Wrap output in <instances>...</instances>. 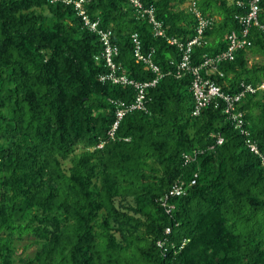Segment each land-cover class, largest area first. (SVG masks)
Returning <instances> with one entry per match:
<instances>
[{
    "label": "trees",
    "instance_id": "16d2710c",
    "mask_svg": "<svg viewBox=\"0 0 264 264\" xmlns=\"http://www.w3.org/2000/svg\"><path fill=\"white\" fill-rule=\"evenodd\" d=\"M140 1L155 8L167 38L155 37L129 0L86 6L113 31L117 62L132 79L153 78L133 57V33L168 74L147 90L146 110L128 114L108 140L109 99L130 103L136 92L100 81L97 34L61 1L0 0V264H264V63H249L250 53L264 56V32L254 27L252 45L218 65L224 77L209 76L227 94L241 82L257 89L240 104L257 155L223 107L192 114L193 77H176L181 53L167 41L197 34L189 0ZM193 1L212 19L193 50L199 66L241 32L250 0ZM260 7L264 25V0ZM195 174L186 195L164 208L173 184ZM26 236L40 247L18 259L15 244Z\"/></svg>",
    "mask_w": 264,
    "mask_h": 264
},
{
    "label": "built area",
    "instance_id": "2783aa9c",
    "mask_svg": "<svg viewBox=\"0 0 264 264\" xmlns=\"http://www.w3.org/2000/svg\"><path fill=\"white\" fill-rule=\"evenodd\" d=\"M60 1L67 6H73L84 28L97 34L99 37L103 50L96 60L97 62H104L106 67V71L100 75V81L103 83L111 82L114 85L129 86L136 92L135 99L130 103L118 99H109L110 105L115 109V121L108 132V140H116L122 120L128 114L135 111H145L147 90L156 87L168 74H166L155 62V50L146 51L139 34L133 33L130 38L133 47V57L137 63L144 66L146 71L151 72L153 78L148 81H137L132 79L127 74L123 65L117 62V58L120 56V49L119 46L114 43L113 31L108 28H101L100 20L93 19L89 15L86 9L89 0H53L55 3ZM261 1L262 0H250L248 14L239 17V22L242 26L241 32L230 33L227 38V49L216 56H204L203 62L199 66H193L192 64L193 50L196 46L202 45L204 32L212 24V19L204 18L197 9L194 1L190 3L189 10L198 20L197 34L188 41H182L175 37L168 38L167 40L171 46L178 48L181 53V59L175 65L176 77L181 78L185 74H191L193 77L191 87L195 103L192 113L193 116H199L204 108L212 104L217 109L223 107V111L227 115L228 120L232 122L235 129L239 130V132L246 137L247 146L257 155H260L258 144L251 138L249 130L245 127L243 118L244 113L240 110V104L243 100H245L249 94H255L257 89L251 84L241 82L236 93L227 94L223 88L209 78V76L219 73L218 65L220 63L224 61H233L239 50L252 45L250 34L254 27L264 32V25H262L259 20ZM129 2L133 7L137 19L146 20L151 26L155 37L167 38L164 25L157 19L156 11L153 6H146L140 0H129ZM203 72H205V75H203ZM219 74L221 77H224L223 73ZM129 140V138L125 139V141ZM223 142L224 139L220 136L217 144L221 145ZM104 144L105 142H102L98 147L103 148ZM185 158L187 161L191 160L187 155H185ZM262 164L264 167V159ZM196 178L197 174H195L194 178L189 183L182 180L176 181L168 193L161 198L160 201L162 206L170 211L172 209L169 203L170 199L186 195L188 187L196 184Z\"/></svg>",
    "mask_w": 264,
    "mask_h": 264
},
{
    "label": "rangeland",
    "instance_id": "374dc122",
    "mask_svg": "<svg viewBox=\"0 0 264 264\" xmlns=\"http://www.w3.org/2000/svg\"><path fill=\"white\" fill-rule=\"evenodd\" d=\"M232 1V0H229ZM192 0H189L184 7L187 8ZM216 20H219V17L216 16ZM250 66L253 64L264 63V56L262 54H252L250 53ZM79 153V151H77ZM64 168L67 170L72 166L71 161L64 162ZM40 245L37 243L36 239L32 236H26L23 239L19 240L15 244L16 254L18 259H27L33 258L38 251Z\"/></svg>",
    "mask_w": 264,
    "mask_h": 264
}]
</instances>
